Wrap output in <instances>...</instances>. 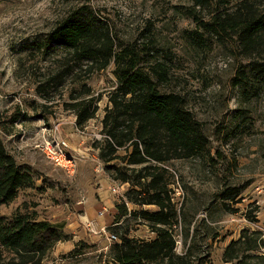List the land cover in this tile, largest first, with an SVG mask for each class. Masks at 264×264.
Returning a JSON list of instances; mask_svg holds the SVG:
<instances>
[{"label":"rangeland","instance_id":"obj_1","mask_svg":"<svg viewBox=\"0 0 264 264\" xmlns=\"http://www.w3.org/2000/svg\"><path fill=\"white\" fill-rule=\"evenodd\" d=\"M207 2L204 7L196 0H0V138L35 182L15 203L1 207L0 215L20 208L64 226L67 238L40 264H109L121 236L152 241L155 234L138 212L156 208L133 205L132 185L117 181L114 171L151 166L167 170L176 211L167 230L178 256L188 254L190 264H225L223 253L234 241L237 258L228 264H264V85L253 77V58L242 55L237 38L206 27L216 11L232 13L244 2L263 12L264 0H228L227 7ZM73 12L92 14L110 33L116 53L134 54L141 70L165 64L168 80L158 90L182 98L207 138L203 154L131 166L127 144L104 162L102 119L118 87L115 64L98 71L46 44L48 33ZM254 57L264 62V46ZM90 99L98 111L78 126L68 106ZM56 138L67 144L71 175L38 148ZM226 190L239 196L224 202ZM109 234L117 241L108 242ZM4 257V264L18 263L8 252Z\"/></svg>","mask_w":264,"mask_h":264},{"label":"trees","instance_id":"obj_2","mask_svg":"<svg viewBox=\"0 0 264 264\" xmlns=\"http://www.w3.org/2000/svg\"><path fill=\"white\" fill-rule=\"evenodd\" d=\"M207 1L211 0H196V3L205 7ZM214 1L226 7L229 4L228 0ZM252 4H238L232 13L228 8L216 11L206 27L216 35L235 36L242 55L253 58L249 65L253 77L264 85V62L254 57L264 46V11L259 12ZM48 34L47 46L65 49L75 63H91L98 71L111 62L115 64L118 87L110 96L111 107L102 119L103 135L109 138L105 141L106 153L101 155L104 162L113 160L118 149L127 144L126 163L131 166L191 159L207 150V138L185 109L182 98L158 90V85L168 80L165 64L155 63L148 72L141 70L134 54L127 50L116 53L110 33L90 13L73 12ZM95 102L83 100L68 106L74 111L78 126L94 117L98 111ZM114 171L117 181L132 185L128 200L133 205L156 208L152 212L144 209L138 212L155 238L136 241L121 236L120 243L112 247L109 264H190L188 254L182 257L176 254L174 237L167 230L176 217L167 170L151 166L129 172L115 167ZM33 188L31 174L17 166L0 138V208L15 203L21 190ZM238 196L239 193L226 190L222 200L234 201ZM63 230V225L39 220L37 213L20 208L10 215H0V264H4L6 252L18 260L17 264H40L51 248L67 238ZM238 244L232 241L225 248L222 256L225 264L237 258Z\"/></svg>","mask_w":264,"mask_h":264},{"label":"built area","instance_id":"obj_3","mask_svg":"<svg viewBox=\"0 0 264 264\" xmlns=\"http://www.w3.org/2000/svg\"><path fill=\"white\" fill-rule=\"evenodd\" d=\"M101 137L98 138V140ZM107 139H109L107 137ZM67 147V144L65 141L61 138H56L51 143H47L46 145H39L38 148L40 149V152H42L45 160H48L53 166L66 171L68 174L74 173V166L72 159L67 155V151H65ZM117 190L114 189L113 192H116ZM175 193H177L178 196L181 195V192H179V188L175 189ZM171 195V193H170ZM171 201H173V198L171 196ZM107 210L103 209V211L99 212V216H103L104 213H106ZM93 233H96V230L91 229ZM102 232L105 234V229H102ZM153 234V233H152ZM106 239L108 242H114L117 241L114 235L109 234L106 236ZM154 239V238H153Z\"/></svg>","mask_w":264,"mask_h":264}]
</instances>
